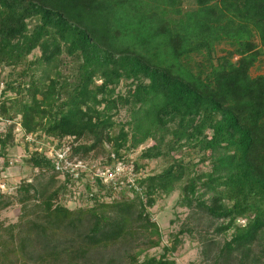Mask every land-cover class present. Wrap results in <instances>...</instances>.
<instances>
[{"label": "trees", "instance_id": "obj_1", "mask_svg": "<svg viewBox=\"0 0 264 264\" xmlns=\"http://www.w3.org/2000/svg\"><path fill=\"white\" fill-rule=\"evenodd\" d=\"M182 2L0 0V76L18 70L5 84L16 97L0 104V120L21 116L23 139L73 138V156L105 153L114 166L127 163L132 149L155 143L133 163L137 178L127 183L133 199L114 200L125 178L106 185L97 178L86 184L95 204L75 210L59 203L70 176L51 190L59 175L53 161L30 152L23 164L51 174L48 184L19 186L21 223L4 230L2 264H176L180 236L194 232L204 253H214L213 264H264V74L252 75L264 60V0H193L182 18L169 19L181 14ZM222 43L231 50L218 57ZM35 50L39 57L28 61ZM198 56L206 62L193 60ZM121 82H130L126 96L117 92ZM123 106L132 120L115 134ZM14 134L11 128L0 135L5 166ZM161 158L169 161L165 170L138 179ZM178 188V204L192 210L193 221L204 214L205 224H184L160 256L141 261L144 250L130 249L160 246L144 233L161 237L146 205ZM108 197L114 201L104 202ZM213 235L230 239L219 243Z\"/></svg>", "mask_w": 264, "mask_h": 264}, {"label": "rangeland", "instance_id": "obj_2", "mask_svg": "<svg viewBox=\"0 0 264 264\" xmlns=\"http://www.w3.org/2000/svg\"><path fill=\"white\" fill-rule=\"evenodd\" d=\"M195 3L193 0H183L181 5V14L180 15H171L169 19H175L179 20L184 16L186 12L193 9L195 7ZM173 16V17H172ZM34 22H30L29 26L33 27ZM136 31L132 34H135ZM218 50V57L225 54V51L231 50V46L229 44H220L217 48ZM39 57L38 50H35L29 57L28 61H34ZM196 59L198 61H205V57H194L193 60ZM206 62V61H205ZM204 62V63H205ZM37 68V66H36ZM63 73L66 74L67 71H64V68H62ZM12 68H6L1 76H0V104L5 101V99L8 98H15L16 95L12 91L5 92L6 83L8 80V76L11 74L13 76L10 77L11 80H15L17 78L18 70H16L13 74ZM36 71V77L35 79H38L41 76V71ZM259 74H264V60L260 63H257L255 67L252 69V75L256 76ZM29 80V79H27ZM101 83L100 81L98 82ZM130 82H121L120 86L117 89V92H119L122 96H126L128 94V91L130 87L128 86ZM5 92V94H4ZM7 106H11V103L7 101ZM131 110L130 108L123 106L121 107L119 114L116 116V121L118 123V126L114 129L115 134L119 133V130L122 125L130 122L131 119ZM21 119V116H18L14 121L9 120H0V135L5 133L7 130L12 128L13 134H14V146L9 148L8 155L5 157L6 161L9 162L8 166L3 167V170L0 171V241L3 239H8L7 233L4 232L5 228H8L12 225H18L20 222V215H21V206L17 202L18 189L19 186L23 181H27L29 183H43L46 184L48 182V178L50 176L49 173H45V171H41L39 169H33L27 165L23 164V161L28 157V154L32 151L38 150L39 152L42 150H45V154L48 155V157H53L52 154V145L50 143H47V140H41L40 142H37V144L34 141H26L23 139L24 137V131L21 130V125L19 123ZM126 131H130V126L125 127ZM4 131V132H3ZM41 134H33L30 135L32 139H35V136H40ZM29 137V136H28ZM168 136H166V139ZM36 141V140H35ZM130 144V142H129ZM128 144V145H129ZM155 143L153 140H150L146 142L143 145L138 146L135 149H132L129 153H127V163H124L119 166V170L114 173L110 174L112 170L111 163L107 164L105 162L107 158V154H96L100 157L93 156L94 154L91 153L90 156L84 160L86 164L88 165V170L86 174L81 175L83 178V181L78 179L70 178V183L67 184V189L63 190L59 196V203L64 205L67 209L75 210V209H85L92 207L95 203L94 200L89 201L87 198L88 192L86 189V184L90 183L95 184V180L98 178L97 176H101L103 179L101 180L103 184H109V181L117 180L118 178H125L122 179V183L120 188L117 187L116 190L114 189V200L122 201L127 199H133L134 194L130 192V189L127 185V183H134L135 179L137 178L136 175L132 172V165L137 159L141 152L148 147L153 146ZM44 148V149H43ZM105 148L107 150H110L112 148V144H106ZM106 150V151H107ZM105 151V152H106ZM43 152V151H42ZM186 153V152H185ZM189 157V156H188ZM181 156L175 154L174 159L179 160ZM188 159V158H187ZM5 160L3 157L0 158V164L3 165ZM169 161L164 159H158V160H151L148 162L147 169L143 173L138 174V179L141 177H145L146 175H155L161 173L165 168L168 166ZM199 172H205L208 170V163H206L203 166L199 167ZM100 171H107L102 174ZM58 183L51 185V190L56 189L59 185L66 183V177H64L62 174L58 175ZM88 179V180H87ZM99 179V178H98ZM38 180V181H36ZM48 184V183H47ZM128 187V188H127ZM92 192L94 195L97 194L100 189L98 187L94 186L92 188ZM99 194V193H98ZM101 194V193H100ZM98 196V195H97ZM159 196V195H158ZM156 196V200L152 206H147V212L151 216V220L153 222H156L160 228L161 231V237H158L157 235H153L147 233L144 235L148 236L147 238H151V240L154 241H160L159 247H154L150 249H145V246H141L139 248L130 249V252H136L139 250H144L143 254L140 256V260L143 261L146 257H153V256H160L163 252L162 249L164 246L171 244V241H173L174 236L179 233V231L182 229L184 224H188L190 226H196L197 224L200 225L202 228L203 225L206 222V217L202 216L200 213L199 216L197 215L196 219L193 221L194 214L192 210H189L185 207H181L178 202L181 198V190L178 188L176 189L172 194L170 195H162L160 197ZM9 198V199H8ZM98 198V197H97ZM7 200L12 201V205L9 207L3 208L1 206L2 202H6ZM111 198H105L104 202L111 203ZM100 202H102V199H99ZM98 201V202H99ZM145 202L147 203V199L145 198ZM198 212V211H196ZM199 213V212H198ZM192 218V219H191ZM199 220V221H198ZM246 223V220H240V224L244 225ZM198 227V226H196ZM200 231V230H199ZM143 235V237H144ZM141 237V239H144ZM181 237V245L178 246L177 251L172 254L171 259L175 260L176 264H213L212 259L214 253H211L209 256H207L206 253H204V245L200 242V236L198 232H194L192 235L189 233H185ZM213 237L216 239V241L223 242L225 239H230L229 235L226 236H215ZM137 243V242H136ZM125 247H123L124 249ZM2 248L0 247V250ZM121 249V251L123 250ZM107 253H115L114 248H110L107 250ZM0 264L2 262L0 261ZM11 264H21L20 262H14ZM32 264V263H31ZM124 264V263H123Z\"/></svg>", "mask_w": 264, "mask_h": 264}, {"label": "built area", "instance_id": "obj_3", "mask_svg": "<svg viewBox=\"0 0 264 264\" xmlns=\"http://www.w3.org/2000/svg\"><path fill=\"white\" fill-rule=\"evenodd\" d=\"M4 132V131H3ZM26 141H34L30 136L26 137ZM38 142V141H37ZM37 142H35L37 144ZM40 142V141H39ZM73 142V138H66L63 141H56L54 139H48L47 143H50L52 145V154L53 157H46L48 159H51L53 161V165L55 166V171H57L59 174H62L64 177H67V175L72 177L73 179H78L81 177V175H84L87 173L88 170V165L84 161L85 159H81L78 156H73L72 150L70 147V144ZM60 147L58 148V146ZM44 149V148H43ZM45 153V150H42ZM40 151V152H42ZM123 163H120L114 167H112L110 174H114L119 170V166L122 165ZM4 163L3 165L0 164V171L3 170ZM102 174L107 171H100ZM132 172L134 173V167L132 165ZM100 180L103 178L101 176H97ZM120 179L118 178L117 180L109 181L108 183H114L116 184Z\"/></svg>", "mask_w": 264, "mask_h": 264}]
</instances>
